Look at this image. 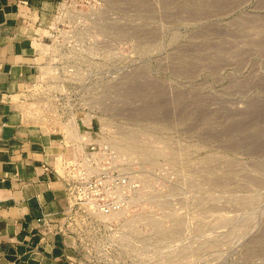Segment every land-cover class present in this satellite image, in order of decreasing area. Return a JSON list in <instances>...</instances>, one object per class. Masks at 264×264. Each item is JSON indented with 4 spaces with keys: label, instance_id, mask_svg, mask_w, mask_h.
Here are the masks:
<instances>
[{
    "label": "rangeland",
    "instance_id": "1",
    "mask_svg": "<svg viewBox=\"0 0 264 264\" xmlns=\"http://www.w3.org/2000/svg\"><path fill=\"white\" fill-rule=\"evenodd\" d=\"M79 3L21 98L122 149V264H264V0Z\"/></svg>",
    "mask_w": 264,
    "mask_h": 264
},
{
    "label": "crops",
    "instance_id": "2",
    "mask_svg": "<svg viewBox=\"0 0 264 264\" xmlns=\"http://www.w3.org/2000/svg\"><path fill=\"white\" fill-rule=\"evenodd\" d=\"M60 0H0V264H65L42 218L64 207L62 184L50 172L62 152L22 94L48 50V31Z\"/></svg>",
    "mask_w": 264,
    "mask_h": 264
},
{
    "label": "built area",
    "instance_id": "3",
    "mask_svg": "<svg viewBox=\"0 0 264 264\" xmlns=\"http://www.w3.org/2000/svg\"><path fill=\"white\" fill-rule=\"evenodd\" d=\"M88 1L60 0L48 31V50L37 74H46V70L59 74L60 50L69 43L64 37V19L69 9ZM68 113L69 118H63V131L46 127L65 149L57 168L43 167L55 180H60L64 207L42 218L52 240L46 241L47 236L42 235L40 241L53 247L54 239L59 238L65 264H122V211L127 204L122 194L128 187L122 181V149L106 136L107 131L102 133L103 138L99 136L102 139H95L93 132L81 131L72 109ZM80 122L86 127L83 120ZM113 135L110 134L115 138ZM66 150L69 154L64 157Z\"/></svg>",
    "mask_w": 264,
    "mask_h": 264
}]
</instances>
